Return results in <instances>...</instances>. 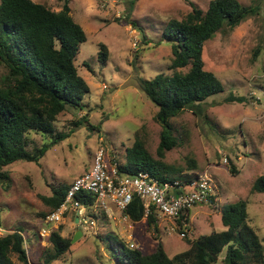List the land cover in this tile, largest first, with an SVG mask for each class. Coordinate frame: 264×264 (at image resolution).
I'll use <instances>...</instances> for the list:
<instances>
[{"label": "rangeland", "instance_id": "rangeland-1", "mask_svg": "<svg viewBox=\"0 0 264 264\" xmlns=\"http://www.w3.org/2000/svg\"><path fill=\"white\" fill-rule=\"evenodd\" d=\"M35 1L54 10L63 4V0ZM211 1L137 0L133 7L131 0L70 1L72 16L87 34L76 58L79 73L91 88L84 97L86 107L60 113L54 136L69 137L54 144L39 163L16 161L4 167L10 181L0 183V236L21 228L31 264H44L55 252L50 239L40 233L42 218L52 210L48 200L54 188H65L90 170L101 148L107 160L116 155L125 163L126 150L137 139L155 159L181 170L171 175L206 170L213 179L214 202L191 208L186 232L173 220L161 219L157 230L145 218L114 221L100 207L89 218L100 219L93 232L76 225L70 214L59 224L61 235L72 240L81 229L83 236L51 264H120L111 245L117 238L144 255L154 253L161 241L173 257L189 248L188 239L225 230L222 209L243 199L249 201L250 223L264 242V193L251 191L255 179L264 174V0H239L244 6L259 5V14L234 29L222 28L205 43V68L221 80L224 91L207 99L204 115L184 111L171 119L177 144L162 157L158 147L163 127L155 117L158 107L140 88L143 80L174 72L171 43L164 36L166 25L185 18L192 4L206 11ZM100 52L106 53L105 61ZM7 73L0 64V83ZM230 96L243 101H228ZM77 121L82 123L76 127ZM27 137L29 151L53 140L36 131ZM11 257L19 262L16 254Z\"/></svg>", "mask_w": 264, "mask_h": 264}, {"label": "trees", "instance_id": "trees-1", "mask_svg": "<svg viewBox=\"0 0 264 264\" xmlns=\"http://www.w3.org/2000/svg\"><path fill=\"white\" fill-rule=\"evenodd\" d=\"M70 1L63 0L62 8L54 10L35 0H0V64L8 69L0 83V183L10 181L4 167L16 161L39 163L54 144L69 137V134L54 136L60 113L80 112L86 107L84 97L91 88L80 75L76 58L81 45L87 41V34L72 16ZM136 2L131 0V7ZM192 7L185 18L172 19L164 30L172 47L170 69L174 70L173 74L159 73L140 83L141 90L158 107L155 117L163 127L158 147L161 157L177 144L171 119L184 111L204 115L207 99L224 91L221 80L205 68V43L222 28L234 29L247 18L259 14V5L244 6L239 0H212L206 11L195 4ZM99 57L105 61L106 53L100 52ZM189 65L187 72L178 71ZM227 100L243 101L235 96ZM85 117L86 114L84 120ZM81 123L77 121L74 125L77 127ZM31 131L49 135L53 140L29 151L27 136ZM125 161L120 170L128 174L145 170L161 180H184L197 175L196 172L171 175L181 170L155 159L140 139L127 148ZM72 183L65 188H54L48 200L52 207L50 212L64 201ZM251 191L264 193V174L255 179ZM77 198L88 207L95 204L91 193L83 191ZM214 198L215 195L210 201L214 202ZM248 203L243 199L225 205L222 222L226 229L188 239L189 248L173 257L167 254L161 241L156 251L149 255L120 238L112 240L111 245L120 264H264V242L250 223ZM188 212L181 213L177 220L184 231L188 230ZM126 213L133 222L144 218L139 197H134ZM147 222L158 229L155 215H150ZM48 238L55 251L52 259L61 257L72 245V240L63 237L60 229ZM26 241L21 228L0 236V264H31ZM11 254H16L19 262L14 261ZM52 259L44 264H51Z\"/></svg>", "mask_w": 264, "mask_h": 264}, {"label": "built area", "instance_id": "built-area-1", "mask_svg": "<svg viewBox=\"0 0 264 264\" xmlns=\"http://www.w3.org/2000/svg\"><path fill=\"white\" fill-rule=\"evenodd\" d=\"M106 154L104 148L96 152L91 169L75 178L64 201L42 219L40 233L43 237H49L58 230L59 224L70 214L74 215V221L78 219L79 225L84 229L96 232L100 219L97 222L89 219L92 213L95 214V207H100L114 221H127L130 218L126 210L136 196L143 204L145 219L153 214L156 222L161 219L176 222L181 213L210 202L215 195L212 176L206 170L189 179L161 180L145 170L136 174L124 173L120 170L121 162L116 155L107 160ZM83 191L95 197L93 206L88 207L77 198ZM113 207L120 216H117ZM181 235L185 236V233Z\"/></svg>", "mask_w": 264, "mask_h": 264}, {"label": "water", "instance_id": "water-1", "mask_svg": "<svg viewBox=\"0 0 264 264\" xmlns=\"http://www.w3.org/2000/svg\"><path fill=\"white\" fill-rule=\"evenodd\" d=\"M76 223H78V219H76ZM83 236V232L81 229H78L74 238L72 239V242L76 241L77 239H79L80 237Z\"/></svg>", "mask_w": 264, "mask_h": 264}, {"label": "clouds", "instance_id": "clouds-1", "mask_svg": "<svg viewBox=\"0 0 264 264\" xmlns=\"http://www.w3.org/2000/svg\"><path fill=\"white\" fill-rule=\"evenodd\" d=\"M107 87V86H106ZM120 161V160H119ZM121 162V161H120ZM124 162H121V164H123ZM196 173H198V172H196ZM189 213H190V211H189ZM131 220V219H130ZM190 220V219H189ZM132 221V220H131ZM75 222H76V220H75ZM188 224H189V222H188ZM76 225H79V222L76 224ZM81 226V225H80Z\"/></svg>", "mask_w": 264, "mask_h": 264}]
</instances>
